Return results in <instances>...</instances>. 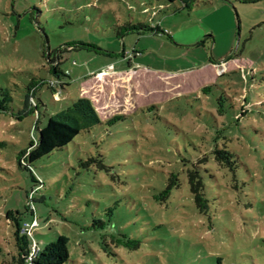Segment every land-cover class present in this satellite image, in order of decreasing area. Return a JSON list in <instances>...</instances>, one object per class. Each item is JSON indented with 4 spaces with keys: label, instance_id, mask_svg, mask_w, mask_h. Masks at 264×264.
<instances>
[{
    "label": "rangeland",
    "instance_id": "374dc122",
    "mask_svg": "<svg viewBox=\"0 0 264 264\" xmlns=\"http://www.w3.org/2000/svg\"><path fill=\"white\" fill-rule=\"evenodd\" d=\"M138 24L150 30L125 29ZM77 43L113 54L64 52L61 100L47 84L28 95L32 82L54 78L48 53ZM123 53L134 54L135 73L120 86L136 108L20 167L38 120L43 128L83 98L78 78L107 63L126 71ZM4 100L0 264H18V243L30 255L23 229L35 219V242L44 249L62 236L68 264H264V0H0ZM216 148L236 162L239 183ZM194 168L207 214L189 184Z\"/></svg>",
    "mask_w": 264,
    "mask_h": 264
},
{
    "label": "trees",
    "instance_id": "16d2710c",
    "mask_svg": "<svg viewBox=\"0 0 264 264\" xmlns=\"http://www.w3.org/2000/svg\"><path fill=\"white\" fill-rule=\"evenodd\" d=\"M157 1L160 3L176 2V0ZM190 1L194 2L195 0ZM125 29L127 32L141 31V34L144 31L150 30L149 27L143 24L127 26ZM68 51H88L94 52L98 55L113 54L111 52L101 50L95 45H88L84 43H77L74 45H70L67 49L61 48L53 53H48V57H51L52 54L53 56H55L53 59L49 58V73L52 74L54 78L53 80H50L48 82H32L27 88L28 95H32L35 97L36 91L44 84H47L52 91H54V89L51 87V84L54 82L58 83L60 87L63 88L62 80L64 77H69V75L61 68V55L62 53ZM121 58H127V54H121ZM202 90L204 93H206L210 90V87H205ZM7 102L8 101L6 100L0 101V113H6L8 111ZM125 117V115H116L109 117V119L106 121H102L95 107L89 99L78 98L75 100H70L69 103L65 105V108H63L54 116L50 117L45 127L40 128L38 126L40 121L38 120L36 129L39 131V138L35 143L31 145L29 149L19 154L17 162L20 167L29 170V168H31L34 163L50 157L54 152L68 148L82 134L90 133L96 127L102 126L104 124L113 125L116 122L122 121ZM214 154L216 163L219 165V167L223 168L224 170L228 169V171H230L232 175L233 182L239 183L238 174L236 170L237 166L235 165L236 162L231 161V156L229 155V153H227L225 150H220L216 148L214 150ZM189 184L194 195V199L199 213L207 214L209 209V200L206 192V186L204 183V179L202 178L197 168H194L189 172ZM170 188L171 185H169L167 190L161 196H168ZM13 217V212H9L7 218L11 220L13 219ZM14 219L16 221V219L19 218ZM20 233L21 229L18 228V232L16 233L18 241L23 239V241H25V250H27V252H30L33 241L29 245V238L26 235H23L22 239L19 238ZM18 247V264H68L71 258L67 242L62 236L58 237L55 242H52L45 246L44 249H41L40 246H38L37 244L38 252L31 259H29L28 256L26 260H23L22 248L20 247L19 243Z\"/></svg>",
    "mask_w": 264,
    "mask_h": 264
},
{
    "label": "crops",
    "instance_id": "0c3cea01",
    "mask_svg": "<svg viewBox=\"0 0 264 264\" xmlns=\"http://www.w3.org/2000/svg\"><path fill=\"white\" fill-rule=\"evenodd\" d=\"M124 60H128V62L130 61L127 58H124ZM111 65L114 68L113 73L112 75L106 77L104 80L96 79L94 76V72H90L89 74L78 78L83 84V98H87L92 102L102 121L108 120L111 116L125 115L128 113V111L136 108L132 103L130 109H128L127 105H125L129 104L128 95L127 92H125L124 89H121L120 86L121 84L129 83V71L134 69L132 63H128V69L126 71L117 72L115 63H107L101 69H104ZM69 74L70 76L72 75V73L70 72ZM65 82L69 84L71 82V79H68ZM62 91H65L64 88L61 89V92ZM132 100L133 99H131L130 102H132ZM119 103H122L124 105V108L118 107ZM99 111H101L102 114H100Z\"/></svg>",
    "mask_w": 264,
    "mask_h": 264
},
{
    "label": "built area",
    "instance_id": "2783aa9c",
    "mask_svg": "<svg viewBox=\"0 0 264 264\" xmlns=\"http://www.w3.org/2000/svg\"><path fill=\"white\" fill-rule=\"evenodd\" d=\"M133 55H134V54H132V56H131V55H127V59L131 60L132 57H134ZM113 70H114V68H113V66L111 65V66H108V67L102 69L101 71H97V72H95V73H94V76H95V78L98 79V80H104L106 77L112 75ZM134 73H135L134 70H130V71H129V74H134ZM222 74H223V71H222L221 73H219V75H222ZM51 87H52L53 89H57V88H59V90H58L57 92H54V97H55L56 101H60L61 98H60V94H59V93L61 92V89H62V88H61L60 85H59L58 83H56V82L52 83V84H51ZM29 196L32 198L33 193H30ZM37 228H38V223H37V221H36V219H35L32 223L27 224V225H26V228L23 230V233H24L29 239H31V240L33 241V242H32V247H31V253H30V255H29V259L33 258V256L36 255L37 252H38L37 243H36L35 240L33 239L34 231H35Z\"/></svg>",
    "mask_w": 264,
    "mask_h": 264
}]
</instances>
